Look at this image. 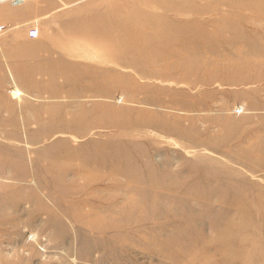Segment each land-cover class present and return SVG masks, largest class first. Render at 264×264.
Returning a JSON list of instances; mask_svg holds the SVG:
<instances>
[{
    "label": "rangeland",
    "instance_id": "1",
    "mask_svg": "<svg viewBox=\"0 0 264 264\" xmlns=\"http://www.w3.org/2000/svg\"><path fill=\"white\" fill-rule=\"evenodd\" d=\"M0 264H264V0H0Z\"/></svg>",
    "mask_w": 264,
    "mask_h": 264
}]
</instances>
